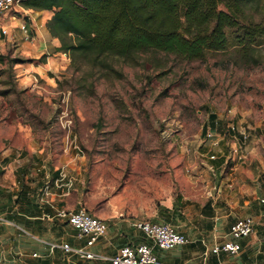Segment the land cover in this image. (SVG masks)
<instances>
[{
	"label": "rangeland",
	"instance_id": "rangeland-1",
	"mask_svg": "<svg viewBox=\"0 0 264 264\" xmlns=\"http://www.w3.org/2000/svg\"><path fill=\"white\" fill-rule=\"evenodd\" d=\"M9 15L0 18V54L29 60L14 66L13 79L0 75L1 170L15 159L55 172L64 165L88 211H118L134 222L178 193L189 203L214 193L209 166L218 147L209 128L224 138L228 167L264 150V37L251 46L231 40L201 59L164 52L139 66L116 59L124 77L107 78L75 69L62 52L53 68L32 69L48 55L40 61L32 35H16L27 18L21 9ZM241 20L264 22V0L248 3ZM236 147L245 158L235 157Z\"/></svg>",
	"mask_w": 264,
	"mask_h": 264
},
{
	"label": "crops",
	"instance_id": "crops-1",
	"mask_svg": "<svg viewBox=\"0 0 264 264\" xmlns=\"http://www.w3.org/2000/svg\"><path fill=\"white\" fill-rule=\"evenodd\" d=\"M15 7L29 20L19 21L23 28L16 35H32L34 48L40 55H48V67L44 63L32 69L45 72L53 68L55 62L51 59L58 60L62 55L57 50L60 40L50 34L46 25L53 12L25 9L21 4ZM223 139L218 151L212 152L215 158L209 167L214 170L216 182L209 198L189 203L183 197L176 203L171 197L141 218L170 223L189 238L188 243L172 249L155 248L162 264H264V150L249 153L245 160L228 167L227 151L221 148ZM42 168L45 167L33 168L15 159L0 169V217L6 220L0 221V264H112L110 260L85 259L50 248L52 242L73 247L86 243L73 227L56 216L58 209L77 210L84 206L80 188L64 165L56 172ZM92 214L107 219L109 228L90 247L91 251L112 256L125 244L150 243L133 222L118 219V211L95 210ZM247 216L255 219V231L238 240L239 252H215L218 244L233 240L231 225Z\"/></svg>",
	"mask_w": 264,
	"mask_h": 264
},
{
	"label": "trees",
	"instance_id": "trees-1",
	"mask_svg": "<svg viewBox=\"0 0 264 264\" xmlns=\"http://www.w3.org/2000/svg\"><path fill=\"white\" fill-rule=\"evenodd\" d=\"M252 1L22 0L20 4L25 9L53 12L47 28L60 40L57 50L71 59L75 69L89 66L107 78H123L116 59L139 66L156 52L201 59L209 52L225 50L231 40L257 44L264 37V22L241 20ZM46 57L39 60L45 62ZM28 60L0 54V63H5L0 75L13 79L14 66ZM210 118L215 125L214 115ZM182 198L178 193L175 202Z\"/></svg>",
	"mask_w": 264,
	"mask_h": 264
},
{
	"label": "built area",
	"instance_id": "built-area-1",
	"mask_svg": "<svg viewBox=\"0 0 264 264\" xmlns=\"http://www.w3.org/2000/svg\"><path fill=\"white\" fill-rule=\"evenodd\" d=\"M21 1L0 0V18L9 15ZM3 31L5 33L8 32L6 28ZM234 129L235 127L232 126V130ZM206 137L213 147L219 146L221 140L220 134H215L209 128ZM233 153L239 160L245 158L240 148H234ZM211 158H215V155H211ZM56 216L73 227L77 232L78 238H85L86 243L80 247H73L68 243L52 242L50 243V248L52 250L61 249L85 259L110 260L112 264H162L154 253L155 248L168 250L189 242V238L170 223L138 219L132 225L144 233L150 240V243H140L138 245L125 244L119 247L115 255L108 256L90 250V247L107 233L109 225L106 220L93 215L84 207L77 210L61 208L57 210ZM0 221L6 220L0 217ZM254 231L255 219L252 216L240 218L230 228V235L233 240L218 244L214 251H226L236 254L241 247L238 240L250 236Z\"/></svg>",
	"mask_w": 264,
	"mask_h": 264
}]
</instances>
